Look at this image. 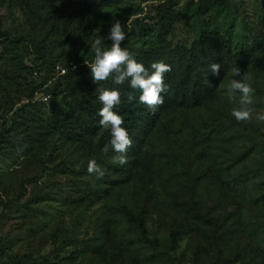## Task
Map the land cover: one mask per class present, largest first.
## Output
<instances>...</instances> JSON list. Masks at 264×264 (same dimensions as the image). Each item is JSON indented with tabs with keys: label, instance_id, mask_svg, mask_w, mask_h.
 <instances>
[{
	"label": "rangeland",
	"instance_id": "374dc122",
	"mask_svg": "<svg viewBox=\"0 0 264 264\" xmlns=\"http://www.w3.org/2000/svg\"><path fill=\"white\" fill-rule=\"evenodd\" d=\"M168 1L0 0V264H264V0L207 13L171 0L165 20ZM117 19L121 46L147 69L201 36H223L232 53L199 107L168 106L150 133L130 128V87L117 86L133 142L123 165L102 151L110 130L98 116L99 90L115 84L94 83L85 64ZM236 66L255 90L248 121L231 116ZM91 159L103 178L88 174Z\"/></svg>",
	"mask_w": 264,
	"mask_h": 264
},
{
	"label": "clouds",
	"instance_id": "9594fccd",
	"mask_svg": "<svg viewBox=\"0 0 264 264\" xmlns=\"http://www.w3.org/2000/svg\"><path fill=\"white\" fill-rule=\"evenodd\" d=\"M122 27L120 20H115L109 28V32L103 37L104 40L111 41L105 48L102 39L97 38L92 43L94 59L91 64H85L90 69L94 83L108 80L110 77L113 84L120 86L125 83L133 90H139V104L143 105L152 114L163 105L164 99L161 93L167 92L168 86L164 83V74L171 71L170 65L160 61L153 62L151 69L138 62L127 48L121 45L127 39V33ZM211 73L214 77L220 75V65L213 63L210 65ZM235 77L228 87L227 95L234 98L237 94L240 97L239 108L231 110L238 122L251 119L254 109L249 107L253 104L254 88L251 86L250 77L247 72L236 66L232 69ZM136 97L130 92L127 96L128 103L136 101ZM98 100L102 107L98 112L99 125L110 130V140L106 143L102 151L107 154L110 150L115 153L111 157L113 163L123 165L127 162L126 153L132 146V139L129 137L126 128L122 127L124 118L114 109L121 103V93L118 88L100 89ZM259 121L264 122V114L257 116ZM87 172L97 179L105 176V170L97 164L95 159L88 161Z\"/></svg>",
	"mask_w": 264,
	"mask_h": 264
},
{
	"label": "trees",
	"instance_id": "16d2710c",
	"mask_svg": "<svg viewBox=\"0 0 264 264\" xmlns=\"http://www.w3.org/2000/svg\"><path fill=\"white\" fill-rule=\"evenodd\" d=\"M224 0H200L199 9L207 13L212 7L223 3ZM111 0H68L70 4H78L83 7L98 9L107 5ZM172 1L161 4L157 11L159 16L165 20L172 19ZM168 35V33H166ZM232 56L230 41L223 36L214 35L212 37H198L191 47L178 45L168 48L165 54L164 63L170 65L171 71L164 74V83L168 86L167 92L161 93L164 99L155 114L139 104V90L130 88V92L137 98L130 104V128L134 132L143 134L150 133L157 124L161 113L170 105L186 109L199 107L202 101L209 97L217 83L229 69V60ZM246 64L245 57L241 61ZM217 63L220 65L219 77H214L210 70V65ZM257 66H261L258 61ZM67 75H62L65 78ZM112 81V79H111ZM113 84V82H111ZM112 88H117V85ZM126 216L135 223H140V219L130 211L125 210ZM215 264H220L216 262Z\"/></svg>",
	"mask_w": 264,
	"mask_h": 264
},
{
	"label": "built area",
	"instance_id": "2783aa9c",
	"mask_svg": "<svg viewBox=\"0 0 264 264\" xmlns=\"http://www.w3.org/2000/svg\"><path fill=\"white\" fill-rule=\"evenodd\" d=\"M193 1L199 2L200 0H193ZM57 71H58L59 74H64L65 73V70L63 68H61L60 66L57 67ZM44 101L48 102L49 101V96L44 97Z\"/></svg>",
	"mask_w": 264,
	"mask_h": 264
}]
</instances>
